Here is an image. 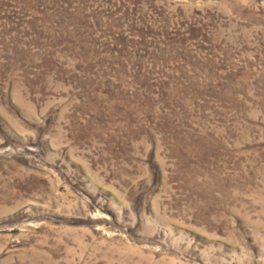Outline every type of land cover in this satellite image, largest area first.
<instances>
[{
	"label": "rangeland",
	"instance_id": "374dc122",
	"mask_svg": "<svg viewBox=\"0 0 264 264\" xmlns=\"http://www.w3.org/2000/svg\"><path fill=\"white\" fill-rule=\"evenodd\" d=\"M0 264H264V0H0Z\"/></svg>",
	"mask_w": 264,
	"mask_h": 264
}]
</instances>
